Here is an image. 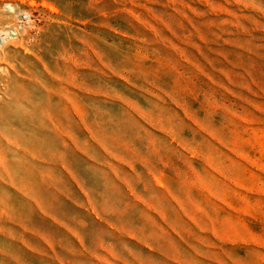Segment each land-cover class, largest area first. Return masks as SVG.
Wrapping results in <instances>:
<instances>
[{"label":"rangeland","instance_id":"rangeland-1","mask_svg":"<svg viewBox=\"0 0 264 264\" xmlns=\"http://www.w3.org/2000/svg\"><path fill=\"white\" fill-rule=\"evenodd\" d=\"M82 154L135 162L122 233ZM122 262L264 264V0H0V264Z\"/></svg>","mask_w":264,"mask_h":264},{"label":"crops","instance_id":"crops-1","mask_svg":"<svg viewBox=\"0 0 264 264\" xmlns=\"http://www.w3.org/2000/svg\"><path fill=\"white\" fill-rule=\"evenodd\" d=\"M83 160L84 171L83 174L73 173L69 168L68 170V195L67 205L69 209L75 212H83L86 216L89 214L100 227L104 225L105 231H107V215L109 212L115 213V227L113 226L112 232L122 233L123 213L129 208V206H141L140 193L138 189V182L134 179H125L124 175L131 172V176L135 179L134 161L128 164L124 162L116 163V172L109 169L107 164V158H104V162L95 161L93 158L88 157L86 154L80 155ZM88 167L91 169V173L94 177L89 181L87 178ZM162 182H155L154 185L158 192H155L154 199H150L147 202V206H159L158 196L163 197V201H168V196L165 195L164 186ZM109 186L112 188L109 192ZM153 186V185H152ZM152 188V187H151ZM178 201V200H177ZM176 201L175 206H180ZM171 204V202H170ZM172 205V204H171ZM173 206V205H172ZM152 208V207H151ZM152 209H155L152 208ZM119 215V219H118ZM68 220V233L73 236L75 242L83 243L87 248V241L83 237L86 232L82 230V225L72 224ZM86 226V225H84ZM96 243L101 246L102 239L98 238ZM176 244H180L176 241ZM94 256V255H93ZM118 258V255H117ZM179 252H174L172 259H178ZM121 264H124L123 262Z\"/></svg>","mask_w":264,"mask_h":264},{"label":"built area","instance_id":"built-area-1","mask_svg":"<svg viewBox=\"0 0 264 264\" xmlns=\"http://www.w3.org/2000/svg\"><path fill=\"white\" fill-rule=\"evenodd\" d=\"M20 20L21 22H23L24 20H27V18L25 16H22Z\"/></svg>","mask_w":264,"mask_h":264}]
</instances>
